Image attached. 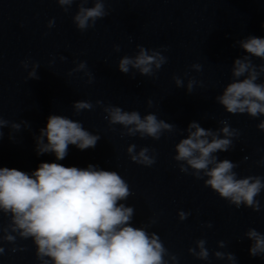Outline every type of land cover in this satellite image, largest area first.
Wrapping results in <instances>:
<instances>
[{
  "label": "clouds",
  "instance_id": "obj_1",
  "mask_svg": "<svg viewBox=\"0 0 264 264\" xmlns=\"http://www.w3.org/2000/svg\"><path fill=\"white\" fill-rule=\"evenodd\" d=\"M68 11L73 3L79 8L73 20L80 31L95 28L96 22L109 15L106 8L108 0H94V6L85 7L89 0H56ZM54 21L49 22L52 27ZM135 57L124 56L119 60V71L129 73L137 69L142 75L154 76L156 71L167 63V57L161 51L149 50L142 46ZM241 47L252 56L264 59V38L255 36L241 42ZM120 51V46H115ZM167 51L166 48L163 49ZM61 59H66L61 57ZM27 67V63H24ZM28 73L29 78L38 79L35 69ZM197 71L199 64L192 65ZM259 67V70H257ZM87 62L81 61L73 72H84L93 82ZM71 75V72L69 73ZM235 79L225 88L223 95L217 97L230 114H248L253 118L264 115V83H257L264 74V64L254 65L249 57L236 59L233 68ZM177 87L183 86L179 77H174ZM196 81L188 82V91L193 90ZM102 104V101H97ZM149 107L152 101L148 102ZM75 113L93 109L90 101H78L73 105ZM106 119L110 125H123L127 135L140 134L141 138L151 137L159 140L163 131L171 132L172 124L159 120L155 114L141 118L138 111H124L121 107L108 105L104 107ZM219 131L205 130L197 122L189 124V135L176 145L177 155L174 159L184 162L179 165L180 172L190 173L196 180H204L205 186L228 199L237 208L241 205L253 211L260 210L256 199L264 190V177L249 175L237 178L233 171L238 164L228 160H219L217 152H227L233 145V139L240 135L238 129L231 127L227 119L221 120ZM8 121L0 117V129ZM12 128L19 130L20 125L13 123ZM264 131V120L257 125ZM192 129H195L192 131ZM224 138H221L220 134ZM3 132L0 131V139ZM209 137L211 138L209 140ZM100 137L85 130L81 122L63 115H50L45 128L37 137V154L54 153L57 161L64 160L69 145H75L81 151L94 148ZM46 141V142H45ZM136 145L131 144L127 152L132 162L151 167L156 163V156L149 155L150 149L142 147L136 153ZM152 151H155L152 149ZM205 177L207 179H205ZM129 185L116 171L97 169L93 165L87 168L66 167L56 162H42L29 174L16 168L0 167V210L10 214L13 232L28 239L32 238L36 246V255L42 264H165L163 259L166 249L156 234L149 235L145 228L132 227L130 221L134 209L123 203L130 195ZM180 219L185 220L190 213L181 212ZM211 227L209 223L207 225ZM247 237L253 241L250 255L264 256V234L249 229ZM6 240L13 242L15 237L8 235ZM206 241H197L200 251L189 249L198 258L207 260L209 251ZM224 247V242H220ZM4 248L0 247V254ZM227 259L235 264L232 253L216 252L218 259Z\"/></svg>",
  "mask_w": 264,
  "mask_h": 264
}]
</instances>
